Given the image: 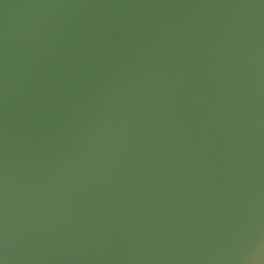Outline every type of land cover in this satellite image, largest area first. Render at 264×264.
<instances>
[{
    "label": "water",
    "instance_id": "1",
    "mask_svg": "<svg viewBox=\"0 0 264 264\" xmlns=\"http://www.w3.org/2000/svg\"><path fill=\"white\" fill-rule=\"evenodd\" d=\"M264 240V0H0L4 264H245Z\"/></svg>",
    "mask_w": 264,
    "mask_h": 264
},
{
    "label": "clouds",
    "instance_id": "2",
    "mask_svg": "<svg viewBox=\"0 0 264 264\" xmlns=\"http://www.w3.org/2000/svg\"><path fill=\"white\" fill-rule=\"evenodd\" d=\"M245 264H264V240L260 241L254 252L246 260Z\"/></svg>",
    "mask_w": 264,
    "mask_h": 264
},
{
    "label": "snow or ice",
    "instance_id": "3",
    "mask_svg": "<svg viewBox=\"0 0 264 264\" xmlns=\"http://www.w3.org/2000/svg\"><path fill=\"white\" fill-rule=\"evenodd\" d=\"M0 264H4V261L2 258H0Z\"/></svg>",
    "mask_w": 264,
    "mask_h": 264
}]
</instances>
